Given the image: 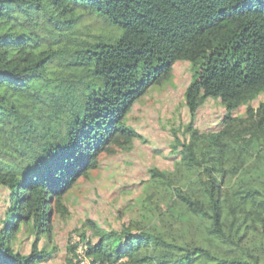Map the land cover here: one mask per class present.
I'll list each match as a JSON object with an SVG mask.
<instances>
[{
    "label": "trees",
    "instance_id": "trees-1",
    "mask_svg": "<svg viewBox=\"0 0 264 264\" xmlns=\"http://www.w3.org/2000/svg\"><path fill=\"white\" fill-rule=\"evenodd\" d=\"M179 60L193 78L173 169H149L121 229L87 218L67 262L82 245L90 264H264V0H0V264L50 257L38 243L70 215L66 194L102 153L146 141L127 115ZM210 98L225 113L204 132ZM22 226L29 254L13 244Z\"/></svg>",
    "mask_w": 264,
    "mask_h": 264
},
{
    "label": "rangeland",
    "instance_id": "rangeland-1",
    "mask_svg": "<svg viewBox=\"0 0 264 264\" xmlns=\"http://www.w3.org/2000/svg\"><path fill=\"white\" fill-rule=\"evenodd\" d=\"M173 79L162 86L154 84L132 107L127 122L133 125L146 141L136 140L131 151L114 155L102 153L100 166L93 169L89 178L79 177L65 196L70 211L67 218L55 216L50 233L41 237L38 247L51 252L42 264H68V246L78 242L76 229L91 218L104 228L121 229L140 212L139 199L145 183L150 179L149 169L158 167L172 170L179 156L171 153L172 125L180 126L190 120L184 103V93L192 81L190 62L179 60L174 64ZM264 94L254 101L258 106ZM245 108L237 111L244 113ZM225 108L220 100L210 98L196 117V126L204 132L222 127ZM8 206V190L0 187V228ZM90 235V234H89ZM35 237L24 226L16 234L13 244L25 254L32 251ZM80 245L74 256V264H90ZM69 257H73V254Z\"/></svg>",
    "mask_w": 264,
    "mask_h": 264
}]
</instances>
